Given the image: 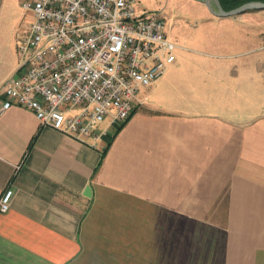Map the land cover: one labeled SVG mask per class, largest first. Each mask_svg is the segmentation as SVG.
Wrapping results in <instances>:
<instances>
[{"label":"crops","instance_id":"1","mask_svg":"<svg viewBox=\"0 0 264 264\" xmlns=\"http://www.w3.org/2000/svg\"><path fill=\"white\" fill-rule=\"evenodd\" d=\"M22 1L0 0V97L32 20ZM181 49L116 130L0 114V264H264V53Z\"/></svg>","mask_w":264,"mask_h":264},{"label":"built area","instance_id":"2","mask_svg":"<svg viewBox=\"0 0 264 264\" xmlns=\"http://www.w3.org/2000/svg\"><path fill=\"white\" fill-rule=\"evenodd\" d=\"M32 14L20 34V71L4 84L0 114L12 105L76 138L130 115L140 87L163 74L177 44L156 12L136 0H23ZM12 189L0 195V211Z\"/></svg>","mask_w":264,"mask_h":264},{"label":"rangeland","instance_id":"3","mask_svg":"<svg viewBox=\"0 0 264 264\" xmlns=\"http://www.w3.org/2000/svg\"><path fill=\"white\" fill-rule=\"evenodd\" d=\"M136 8L161 16L171 40L188 54L213 59L264 53V8L217 15L213 0H136ZM246 35L251 41H244ZM99 126H106V120Z\"/></svg>","mask_w":264,"mask_h":264},{"label":"water","instance_id":"4","mask_svg":"<svg viewBox=\"0 0 264 264\" xmlns=\"http://www.w3.org/2000/svg\"><path fill=\"white\" fill-rule=\"evenodd\" d=\"M214 9L213 12L217 15H230L234 13H239L250 8H264V1L261 0H248L233 8L224 9L219 0H213ZM89 187H86L85 193H88Z\"/></svg>","mask_w":264,"mask_h":264},{"label":"trees","instance_id":"5","mask_svg":"<svg viewBox=\"0 0 264 264\" xmlns=\"http://www.w3.org/2000/svg\"><path fill=\"white\" fill-rule=\"evenodd\" d=\"M220 1V4L221 6L224 8V9H230V8H233L245 1H248V0H219ZM261 1H264V0H261ZM121 125V124H120ZM120 125H117L114 130L118 129Z\"/></svg>","mask_w":264,"mask_h":264}]
</instances>
